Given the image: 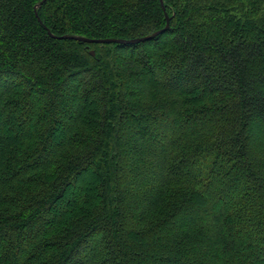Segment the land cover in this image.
<instances>
[{
    "label": "trees",
    "instance_id": "obj_1",
    "mask_svg": "<svg viewBox=\"0 0 264 264\" xmlns=\"http://www.w3.org/2000/svg\"><path fill=\"white\" fill-rule=\"evenodd\" d=\"M41 1L0 0V264H264V0Z\"/></svg>",
    "mask_w": 264,
    "mask_h": 264
},
{
    "label": "water",
    "instance_id": "obj_2",
    "mask_svg": "<svg viewBox=\"0 0 264 264\" xmlns=\"http://www.w3.org/2000/svg\"><path fill=\"white\" fill-rule=\"evenodd\" d=\"M43 2V0L37 4V6H39L41 3ZM160 3L162 4V0H160ZM168 17L166 15V25L163 29H160L150 35H146L143 37H137V38H132V39H121V38H87V37H83V36H75V35H60V36H55L52 35L55 38H59V39H64V38H71V39H75L81 42H86V43H121V44H135V43H139L145 40H148L152 37H154L156 34H159L161 32H163L164 30H166L169 26L168 24ZM90 54H94V52L91 50Z\"/></svg>",
    "mask_w": 264,
    "mask_h": 264
},
{
    "label": "rangeland",
    "instance_id": "obj_3",
    "mask_svg": "<svg viewBox=\"0 0 264 264\" xmlns=\"http://www.w3.org/2000/svg\"><path fill=\"white\" fill-rule=\"evenodd\" d=\"M78 183V180L76 181V184ZM73 190H70L69 193H68V197L71 196V193H72Z\"/></svg>",
    "mask_w": 264,
    "mask_h": 264
}]
</instances>
